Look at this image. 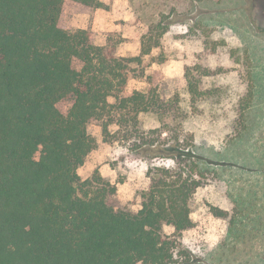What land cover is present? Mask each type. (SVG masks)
<instances>
[{"label":"trees","instance_id":"16d2710c","mask_svg":"<svg viewBox=\"0 0 264 264\" xmlns=\"http://www.w3.org/2000/svg\"><path fill=\"white\" fill-rule=\"evenodd\" d=\"M66 1L0 0V264H179L178 240L195 225L192 199L210 170L193 137L190 148L179 139L156 144V133L180 115L178 99L148 88L129 92L142 55H119L117 34L97 45L91 30L71 28ZM143 113L160 126L141 134ZM93 122L152 160H174V167H149L136 212L114 205L117 185L98 170L85 179L78 172L97 147ZM213 212L231 230L250 219L245 207Z\"/></svg>","mask_w":264,"mask_h":264},{"label":"rangeland","instance_id":"374dc122","mask_svg":"<svg viewBox=\"0 0 264 264\" xmlns=\"http://www.w3.org/2000/svg\"><path fill=\"white\" fill-rule=\"evenodd\" d=\"M101 1L105 6L91 8L67 0L65 19L73 29L91 30L97 45H104L114 33L120 38L119 55H142V64L135 65L140 76L130 81L127 90L152 89L164 99H178L181 108L168 131L156 133V144L179 139L190 148L193 137L194 151L210 170L208 182L192 199L195 225L180 236L176 260L262 264L264 0ZM139 117L141 134L160 126L152 113ZM116 129L111 127L113 135ZM88 132L97 147L79 174L85 179L98 170L117 185L114 205L138 211L142 193L150 186L149 167H174V160H152L148 152L106 137L99 122L89 124ZM214 207L231 214L245 207L250 219L231 230L229 220L216 216ZM165 230L173 233L174 228Z\"/></svg>","mask_w":264,"mask_h":264},{"label":"crops","instance_id":"0c3cea01","mask_svg":"<svg viewBox=\"0 0 264 264\" xmlns=\"http://www.w3.org/2000/svg\"><path fill=\"white\" fill-rule=\"evenodd\" d=\"M242 245H243V244H242ZM254 246H256V245H254ZM263 262H264V261H263ZM263 262H262V264H264Z\"/></svg>","mask_w":264,"mask_h":264}]
</instances>
